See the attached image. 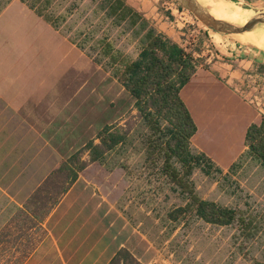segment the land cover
Returning <instances> with one entry per match:
<instances>
[{
  "label": "trees",
  "instance_id": "trees-1",
  "mask_svg": "<svg viewBox=\"0 0 264 264\" xmlns=\"http://www.w3.org/2000/svg\"><path fill=\"white\" fill-rule=\"evenodd\" d=\"M20 1L109 72L130 95L135 114L123 124L104 127L97 135L98 144L90 141L69 156L15 208L0 228V264L28 260L44 238L48 216L94 162L110 172L123 170L129 184L126 193L159 216L170 232L197 223L234 226L240 252L253 264H263L247 251L261 229L258 216L205 200L194 180L198 172L212 180L224 172L192 145L199 130L182 90L200 68L194 53L160 32L127 0H93L98 3L91 24L82 29L71 22L80 9L75 1L63 11L56 9L59 0ZM115 29L119 31L113 37ZM123 36L133 45L134 54L117 47ZM245 145L248 154L264 166V117L248 127ZM173 198L178 202H171ZM108 264L143 263L123 247Z\"/></svg>",
  "mask_w": 264,
  "mask_h": 264
},
{
  "label": "rangeland",
  "instance_id": "rangeland-1",
  "mask_svg": "<svg viewBox=\"0 0 264 264\" xmlns=\"http://www.w3.org/2000/svg\"><path fill=\"white\" fill-rule=\"evenodd\" d=\"M72 1L78 3L80 8L71 18L74 28L82 29L87 25L90 26L89 19H92V11L98 2L93 0H59L56 9L63 11ZM127 1L137 7L160 32L193 52L199 60V70L206 73L208 80L217 81L222 88L227 85L223 81L219 83L210 69L216 62L218 64L226 62L225 55L221 54L219 49L224 45L231 46L234 44L264 49V42L253 43L242 34L225 35L205 27L186 9H184L185 14H181L183 8L173 0ZM219 1L231 3L230 6L238 7L243 18L264 10V0ZM6 2L7 0H0V8ZM173 2L175 5H172ZM177 7L181 9L179 12ZM1 24L0 32L6 37L2 39L4 44L14 42L18 45L28 44L26 40L7 38L11 34L19 36V33L22 32L39 31L41 39L34 41L35 46H39L41 49L56 48L58 54L63 49L72 53L73 65L58 63L52 70L56 73L54 79L57 82H72L71 92H74L73 95H76V91L82 87L80 93L77 94L81 100L77 101V98L73 102L74 112L81 113L83 118H90L92 117L90 115L100 117L112 110L114 116L119 113L124 114L122 119L117 122L121 124H123L124 119L135 114L133 100L127 96L123 86L109 78L102 67L94 64L85 53L78 50L75 45L43 21L28 19V17L19 14L7 19L3 18ZM118 31V29L113 31V37H116ZM3 43L0 47L4 46ZM117 47L134 54L133 45L126 36L117 41ZM245 90L247 89L238 88V92L235 91L239 97V103L233 104L234 113L236 112L237 115L227 116L224 112L216 111L215 107L218 101L212 100V96H206L202 99V103L210 112L206 113L203 110L198 115L201 130L192 140V145L196 150L210 156L224 172L223 176L214 180L198 172L194 180L205 200L213 201L223 207L253 213L258 218L261 214L260 218L264 229V166L257 168L256 165L249 164L242 168L239 164L231 169L226 168L225 161V152L230 150L242 134L240 125L245 120L247 112L244 109L245 106H242L243 103L239 94L244 93ZM250 105L255 109L260 108L256 102ZM223 107H225V103H222ZM231 119H233L234 125L237 120L235 126ZM1 139L2 137H0V228L7 222L15 208L22 206L26 201V199L24 200L26 193L50 170L44 165L46 163L44 158L51 156L47 151L33 153L25 151L23 144L20 147L24 150L8 153L3 151ZM17 158H19L18 161ZM13 164L19 166L16 167ZM102 171L96 173L91 168L83 175L99 178L97 181L104 193L108 197L116 199L119 193L122 194L127 187L123 179L124 171L116 169L110 174ZM171 202H178V200L173 198ZM120 206L121 211L128 213L130 218L135 221L138 232L146 236L147 241L137 234L134 245L137 246L138 251L144 252L142 254L148 262L153 261L158 264H253V261L245 258L238 249L240 241L237 240L238 232L234 226L216 227L197 223L190 228L184 229L180 226L170 232L166 226L161 224L159 216L146 209L139 203L138 199H133L127 193L126 197L122 198ZM247 251L251 259L264 261V243L254 240L249 244Z\"/></svg>",
  "mask_w": 264,
  "mask_h": 264
},
{
  "label": "crops",
  "instance_id": "crops-1",
  "mask_svg": "<svg viewBox=\"0 0 264 264\" xmlns=\"http://www.w3.org/2000/svg\"><path fill=\"white\" fill-rule=\"evenodd\" d=\"M19 14L28 19L43 21L20 0H7L0 8V29L3 18ZM9 36L7 39L26 40L28 44L18 45L15 42L4 44L2 39L6 37L0 32V45L1 43L4 45L0 47L2 149L8 153H17L25 149L32 153L47 151L51 154L49 158H44L46 160L44 165L50 170L26 193L25 200L50 172L58 168L69 156L90 141L98 144V133L106 126L115 125L124 114L114 116L113 111L109 110L100 117L90 115L92 117L83 118L81 113L74 112L73 102L77 98V101L81 100L77 94L82 87L73 95L72 82H57L54 79L56 73L52 70L58 63L73 65L72 53L63 49L58 54L56 48L41 49L35 46L34 41L41 39L39 31ZM262 49L235 44L224 45L219 52L225 55L226 62L219 64L216 62L210 69L219 83L223 81L227 86L222 88L217 81L208 80L206 73L201 72L199 68L191 82L182 90V97L196 121L199 134L201 128L198 115L203 110L206 113L210 112L202 103L204 97L212 96V100L218 101L216 111L224 112L227 116L237 115L233 109V104L239 103L235 91L238 92V88L247 89L239 94L242 106H245L247 112L245 120L240 125L242 134L230 150L225 152L226 168L232 169L239 164L242 168L249 164L256 165L257 168L263 167L248 154V147L245 145L248 127L251 124H259L264 117V49ZM85 55L87 56L86 53ZM107 75L117 83L109 72ZM126 94L130 97L127 92ZM254 102L260 108L255 109L250 105ZM222 103H225L223 108ZM231 122L234 125L233 119ZM22 144L25 145L24 149L20 147ZM91 168L96 173H101L102 170L109 174L116 171L110 172L94 162L80 174L78 180L44 222V238L24 264H108L114 254L123 247L130 249L143 264H158L146 261L142 254L144 252L137 250V246L134 245L137 234L145 241L147 238L138 232L135 221L128 213L121 211L122 198L126 197L129 188L125 176L123 179L127 185L126 189L113 199L99 186L97 181L99 178L83 175ZM259 216L261 217V214ZM260 217L258 219L261 229L254 240L264 243V229ZM257 261L264 264V261L258 259Z\"/></svg>",
  "mask_w": 264,
  "mask_h": 264
},
{
  "label": "water",
  "instance_id": "water-1",
  "mask_svg": "<svg viewBox=\"0 0 264 264\" xmlns=\"http://www.w3.org/2000/svg\"><path fill=\"white\" fill-rule=\"evenodd\" d=\"M173 1L177 2L183 9L192 13L205 27L221 34L234 36L237 34L264 31V10L247 15L242 21H232L215 17L197 0Z\"/></svg>",
  "mask_w": 264,
  "mask_h": 264
},
{
  "label": "bare ground",
  "instance_id": "bare-ground-1",
  "mask_svg": "<svg viewBox=\"0 0 264 264\" xmlns=\"http://www.w3.org/2000/svg\"><path fill=\"white\" fill-rule=\"evenodd\" d=\"M197 1L202 6L207 8L212 13V15H214L217 18L234 20V21L244 20V18L241 17L242 12H240L238 7L230 6L231 3L229 4L219 0H197ZM237 35H241V34H237ZM242 35L253 43L264 42V31H258L255 33H248Z\"/></svg>",
  "mask_w": 264,
  "mask_h": 264
},
{
  "label": "built area",
  "instance_id": "built-area-1",
  "mask_svg": "<svg viewBox=\"0 0 264 264\" xmlns=\"http://www.w3.org/2000/svg\"><path fill=\"white\" fill-rule=\"evenodd\" d=\"M172 5H175V3L173 2V4H172ZM177 9H178V12H179V10H181V9H180V7H177ZM184 12H185V11H184V9H182V12H181V14H185ZM254 103H255V102H254Z\"/></svg>",
  "mask_w": 264,
  "mask_h": 264
}]
</instances>
